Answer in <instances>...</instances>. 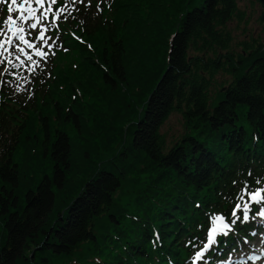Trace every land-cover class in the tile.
Listing matches in <instances>:
<instances>
[{
	"label": "trees",
	"instance_id": "obj_1",
	"mask_svg": "<svg viewBox=\"0 0 264 264\" xmlns=\"http://www.w3.org/2000/svg\"><path fill=\"white\" fill-rule=\"evenodd\" d=\"M237 1L59 0L67 51L0 84V264H186L244 181L263 189L264 20L230 51ZM257 201L209 264L262 227Z\"/></svg>",
	"mask_w": 264,
	"mask_h": 264
},
{
	"label": "snow or ice",
	"instance_id": "obj_2",
	"mask_svg": "<svg viewBox=\"0 0 264 264\" xmlns=\"http://www.w3.org/2000/svg\"><path fill=\"white\" fill-rule=\"evenodd\" d=\"M12 4H17L18 0H11ZM39 9L31 7L30 0H20L18 6L17 17L9 15L7 21H22L25 26H17L11 36H4L0 31V78L11 77V79H0V84L12 85L21 91L28 88L34 82L36 76L45 71V65L48 58L56 55L57 49H62L61 35L59 30V22L61 19H69L70 13L67 12V5L53 7L58 4V0H34ZM73 4L77 0H71ZM83 3V0H79ZM27 6V7H26ZM98 11L100 5H97ZM11 13L13 9L9 7ZM6 21V22H7ZM82 23V22H81ZM57 33L53 35V33ZM79 39V38H77ZM67 51V49H63ZM23 69L21 72L20 70ZM251 176V173H249ZM236 182L234 181L233 184ZM264 183V178H257L256 185ZM264 189L253 188L250 181H244L240 190L235 194L234 203L227 210H222V214L217 216L218 220H226L222 226V236L226 238L230 234H234L231 226H234L238 220L249 222L251 204H259L255 197ZM247 197V199H246ZM199 207V206H198ZM240 213V215H238ZM256 215L264 217V209L258 211ZM235 218V219H231ZM264 227V226H262ZM252 237L259 235L258 230H252L249 233ZM219 239L217 240V243ZM194 248L196 242L190 238ZM246 243L241 239H237V244ZM219 251L214 244L205 243L201 248H197L195 256L201 261V264H209V258ZM249 259L259 260V256H250Z\"/></svg>",
	"mask_w": 264,
	"mask_h": 264
},
{
	"label": "rangeland",
	"instance_id": "obj_3",
	"mask_svg": "<svg viewBox=\"0 0 264 264\" xmlns=\"http://www.w3.org/2000/svg\"><path fill=\"white\" fill-rule=\"evenodd\" d=\"M30 3H31V7H33L34 9H37V10L39 9V6L35 4L34 0H30ZM4 4H5V0H0V16H3V14H4V11H3ZM237 4H238V8L243 10L245 13H244L243 18L239 19L238 17L235 16L231 20H229L226 24V28H228L230 30L231 35H232V41H231V45L229 47L230 51L241 50L242 47L239 44V42L242 41V39L246 37V34L248 35L252 31L253 35H256V33L260 29L262 30V28H263V25L260 23L258 18H260V15L262 16L264 11H263L262 4L258 0H238ZM7 5H9V7H11L13 9V11L11 13L9 12L8 15L7 14L5 15V17L3 19V24H4V21L5 22L7 21V17L9 15H12L13 17L18 16V11H17L18 6H19L18 2H17V4H12L11 0H8ZM18 21H16V23H19V26H21V23H20L21 21H19V22ZM3 24L0 25V31H3L4 28L7 27V25H9L10 23H9V21H7L6 24H4V25ZM16 27H17V25H13V27L11 28L13 30V32H14ZM4 32H5V30H4ZM13 32L7 31L6 33L10 34ZM64 33L68 34L70 36L69 37V36L65 35L66 41L70 42L73 39H75L80 43V40L77 38L82 39L72 29H65ZM90 48H91V45H90ZM62 49H65V48H62ZM59 51H64V50H59ZM59 51H56V55L54 58H56V57L59 58V54H58ZM58 67H59V64L57 65L55 62H52V65H50V69L52 70V75H54V80H52L51 86H53L54 84H56L58 82L57 76H56V75H58L57 74V68ZM20 71L22 72L23 69H21ZM222 76L223 75L219 74V75H217V78H220ZM10 86L13 87V84ZM215 88H216V86H213L212 92L214 91ZM216 91H217V89H216ZM184 121L185 120H184L183 116L179 112L174 111L167 117L165 122L161 125L160 131L164 134L167 144L173 143V141L178 139L180 137V135L186 134L187 127L184 124ZM54 128H58V127H56V125H54ZM65 129H68V133H73V129H71L69 126L65 127ZM130 137H131V131H129V133L124 138L128 139ZM94 139L98 140L99 138L96 135L94 137ZM39 174H40L39 175L40 177L43 176L42 173H39ZM263 189H264V187H263ZM246 199H247V197H246ZM262 209H264V208H262L261 206H258V211H260ZM256 213L254 214V218H256L258 223H262L264 217L258 216V215H256ZM220 233H222V231H220ZM220 233H218L217 236ZM215 235H216V233H215ZM215 241L216 240H213L211 242V244H214ZM245 242L246 243H244L243 246H241L239 244L238 248H236L235 250H233V249L230 250V252L228 253V255L225 259L220 260V261L216 260L214 262V264H236L239 261V260H237V257L239 255L244 254L245 250L250 251L251 247L258 248V249L262 248L264 245V227L259 230V235L257 237H253L251 240L245 241ZM194 250H195V248L191 252H193ZM190 260H192L191 257H188V258L183 259V262H186V264H191V263L193 264L196 262V258L193 259L194 261L192 260L191 263L189 262ZM241 260H244V259H241ZM199 264H201V261L199 262Z\"/></svg>",
	"mask_w": 264,
	"mask_h": 264
},
{
	"label": "water",
	"instance_id": "obj_4",
	"mask_svg": "<svg viewBox=\"0 0 264 264\" xmlns=\"http://www.w3.org/2000/svg\"><path fill=\"white\" fill-rule=\"evenodd\" d=\"M258 1L262 4L263 10H264V0H258ZM262 19L264 20V12L262 14Z\"/></svg>",
	"mask_w": 264,
	"mask_h": 264
},
{
	"label": "bare ground",
	"instance_id": "obj_5",
	"mask_svg": "<svg viewBox=\"0 0 264 264\" xmlns=\"http://www.w3.org/2000/svg\"><path fill=\"white\" fill-rule=\"evenodd\" d=\"M263 222H264V218H263ZM198 261H199V259H198Z\"/></svg>",
	"mask_w": 264,
	"mask_h": 264
}]
</instances>
